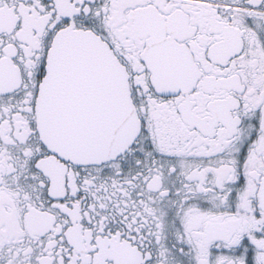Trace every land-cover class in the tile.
<instances>
[{"label": "snow or ice", "instance_id": "1", "mask_svg": "<svg viewBox=\"0 0 264 264\" xmlns=\"http://www.w3.org/2000/svg\"><path fill=\"white\" fill-rule=\"evenodd\" d=\"M0 264H264V0H0Z\"/></svg>", "mask_w": 264, "mask_h": 264}]
</instances>
